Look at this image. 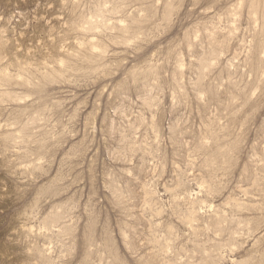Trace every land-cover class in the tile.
<instances>
[{
	"label": "rangeland",
	"instance_id": "374dc122",
	"mask_svg": "<svg viewBox=\"0 0 264 264\" xmlns=\"http://www.w3.org/2000/svg\"><path fill=\"white\" fill-rule=\"evenodd\" d=\"M0 264H264V0H0Z\"/></svg>",
	"mask_w": 264,
	"mask_h": 264
}]
</instances>
